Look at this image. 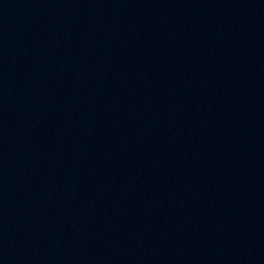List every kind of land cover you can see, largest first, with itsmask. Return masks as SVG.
Segmentation results:
<instances>
[{
	"label": "water",
	"instance_id": "obj_1",
	"mask_svg": "<svg viewBox=\"0 0 264 264\" xmlns=\"http://www.w3.org/2000/svg\"><path fill=\"white\" fill-rule=\"evenodd\" d=\"M0 264H264V0H0Z\"/></svg>",
	"mask_w": 264,
	"mask_h": 264
}]
</instances>
